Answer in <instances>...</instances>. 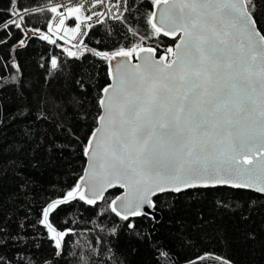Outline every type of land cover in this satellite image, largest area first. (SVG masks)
Segmentation results:
<instances>
[{
    "label": "trees",
    "instance_id": "1",
    "mask_svg": "<svg viewBox=\"0 0 264 264\" xmlns=\"http://www.w3.org/2000/svg\"><path fill=\"white\" fill-rule=\"evenodd\" d=\"M49 1L19 0L20 9L31 10L24 22L27 34L14 27L11 35L0 30L5 41L0 43V262L264 264V196L229 187L158 194L153 197L157 221L147 216L124 221L113 213L110 202L121 193L116 188L94 206L71 200L49 214V222L67 233L61 249L55 247L40 223L42 210L80 179L84 146L100 113L97 99L108 83L107 61L88 49L150 45L159 55V46L172 45L174 39L134 36L131 30L151 32L146 20L153 4L125 0L121 21L106 18L89 27L76 47L51 37L41 40L40 34L47 35L49 12L43 7ZM8 7V0H0V9ZM255 19L264 33V0H255ZM53 56L57 69L51 68Z\"/></svg>",
    "mask_w": 264,
    "mask_h": 264
},
{
    "label": "snow or ice",
    "instance_id": "2",
    "mask_svg": "<svg viewBox=\"0 0 264 264\" xmlns=\"http://www.w3.org/2000/svg\"><path fill=\"white\" fill-rule=\"evenodd\" d=\"M8 2L7 9H0V30L11 35L14 27L27 34L24 22L31 10L20 9L19 0ZM151 3L159 10L158 20L155 11L148 13L151 32L140 35L131 31L140 40L153 35L176 38L179 33L174 47L165 49L166 55L157 58V49L152 47L112 52L88 49L106 61L132 58L135 53L141 63L120 60L115 72L109 71L112 82L100 90L97 99L98 127L84 146L91 172L85 169V176L80 177L83 188L77 182L42 210L40 223L57 249L67 233L49 222V214L77 198L95 205L104 199L105 189L114 186L113 181L131 193L118 197V204L117 200L110 204L111 211L124 221L138 216L154 219L152 197L157 192L228 185L264 193V33L255 19V0ZM81 10L87 11L83 4L68 8L70 14ZM50 11L56 13L58 8ZM96 14L85 18L91 21ZM64 23L65 18H60L59 25ZM79 29L77 24L70 30L75 35ZM39 38L49 40L44 34ZM18 43L23 46L25 40ZM65 51L69 57H77V52ZM50 64L52 69L58 68L55 56ZM13 67L18 65L13 62ZM249 89L258 96L247 95ZM134 227L128 223L129 229ZM222 264L230 262L222 260Z\"/></svg>",
    "mask_w": 264,
    "mask_h": 264
},
{
    "label": "built area",
    "instance_id": "3",
    "mask_svg": "<svg viewBox=\"0 0 264 264\" xmlns=\"http://www.w3.org/2000/svg\"><path fill=\"white\" fill-rule=\"evenodd\" d=\"M81 4L87 11L81 10L79 13L72 12L71 14L68 12V8L79 7ZM52 7H57L58 11L52 13L50 11ZM43 8L49 12L44 32L52 39L58 40L68 47H76L84 36L80 32H86L89 28L88 25L94 26L106 18L121 21L126 3L125 0H123V4H121V0H50ZM92 12L97 14L89 21L85 17L91 15ZM77 15L80 16L79 21L76 20ZM117 16H120L121 19H116ZM60 18H65L64 25H59ZM77 24L80 25V29L75 35L72 31L65 33V29L74 28ZM168 47L172 46H159L160 51L164 53Z\"/></svg>",
    "mask_w": 264,
    "mask_h": 264
},
{
    "label": "water",
    "instance_id": "4",
    "mask_svg": "<svg viewBox=\"0 0 264 264\" xmlns=\"http://www.w3.org/2000/svg\"><path fill=\"white\" fill-rule=\"evenodd\" d=\"M161 7H163V5H161ZM153 11H155V12L157 13V20H158V18H159V10H158V8L155 7L154 5L152 6V12H153ZM179 35H180V34L178 33L176 38H173V37H171V36H168V38L174 39V42H173V44H172V47H174L176 40L179 38ZM238 42H239V41H237V43H238ZM141 47H152V46H150V45H144V46H141ZM152 48H153V47H152ZM156 55H157V54H156ZM160 55H166V54H165V53H159V55H157V58H158ZM170 58H171V56H170ZM120 60H124L126 63H129V64H139V63H141V60L139 59V57H137V56L135 55V53L133 54V57H132V58H120V57H117L116 60H113V61H107V62H106L107 77H108V83H107V84H109V83L112 82L111 78L109 77V71L111 70L112 72H115V66H116V63H117V61H120ZM240 94H241V95H245V93H244L243 91H241ZM247 95L258 96V92H257V93H252L251 90L249 89ZM99 114H100V113H99ZM97 127H98V122L96 121V125H95L94 129H96ZM94 129H93V130H94ZM93 130L91 131V133L93 132ZM91 133L89 134V136L91 135ZM89 136H88V138H89ZM87 141H88V139H87ZM87 141H86V143H87ZM84 156H85V164H84V167H83V171H82V175H81V176H85V169H89V172H91V169H90V167H89V165H90V158H89V156L85 155V152H84ZM77 182H80V183H81V187L83 188V186H84V182L80 181V179H78ZM77 182H76V184H77ZM76 184H75V185H76ZM113 185H114V186H112V187H107V188L105 189V191H104V193H103V196H104L109 190H111V189H115V188H116V189H120V190H121V193H120L116 198H114L113 200H117L118 197L123 198V197H125L126 195L131 194L128 188H126V187H120L118 181H113ZM141 187H142V186H141ZM197 187H202V188L229 187V188H232L231 186H228V185H216V186H208V187L197 186ZM193 188H195V187H193ZM186 189H190V188H182L181 191H184V190H186ZM233 189H235V188H233ZM243 190L252 191V192H255V193H257V194H260V195L264 196V193L257 192V191H255L254 189H243ZM181 191H180V192H181ZM166 192L178 193V192H175V191H165V192H157L156 195L161 194V193H166ZM156 195H155V196H156ZM155 196H154V197H155ZM152 199H153V197H152ZM101 200H102V199L97 200L96 204L99 203ZM113 200H112V201H113ZM112 201H111V202H112ZM83 202H85V201H83ZM111 202H110V204H111ZM85 203H86V202H85ZM118 203H119V201L117 200V204H118ZM86 204H87V203H86ZM88 205H90V204H88ZM92 206H94V205H92ZM154 217H155V218H154L153 220H154V221H157V220L159 219V213L155 211V213H154ZM129 218H133V217H129Z\"/></svg>",
    "mask_w": 264,
    "mask_h": 264
},
{
    "label": "rangeland",
    "instance_id": "5",
    "mask_svg": "<svg viewBox=\"0 0 264 264\" xmlns=\"http://www.w3.org/2000/svg\"><path fill=\"white\" fill-rule=\"evenodd\" d=\"M69 32H71V30L69 29Z\"/></svg>",
    "mask_w": 264,
    "mask_h": 264
}]
</instances>
